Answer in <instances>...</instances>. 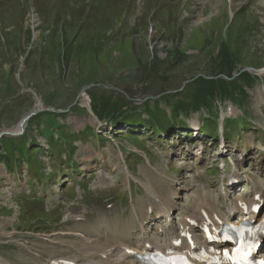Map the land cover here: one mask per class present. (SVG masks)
<instances>
[{"label": "rangeland", "instance_id": "374dc122", "mask_svg": "<svg viewBox=\"0 0 264 264\" xmlns=\"http://www.w3.org/2000/svg\"><path fill=\"white\" fill-rule=\"evenodd\" d=\"M224 50L233 65L223 63ZM258 69L264 70V0H0V155L20 158L0 157V226H6L0 264H45L49 250L38 258L42 248L25 242L59 251L57 242L83 234L71 215L112 197L133 212L140 208L136 200L158 196L162 184L171 203H186L181 181L194 162L215 169L231 156L264 171V72ZM206 99L223 117L232 103L231 118L246 112L252 124L246 129L239 118L242 126L235 125L220 150L210 136H188L204 113L189 105ZM177 103L190 116L185 131L165 136L146 133L141 124L109 126L131 109L144 119L155 104L170 112ZM13 129L17 135L7 134ZM46 138L55 153L68 145L76 152L53 156ZM27 145L32 166L20 155L27 157ZM138 146L145 149L134 158ZM128 159L132 169H124Z\"/></svg>", "mask_w": 264, "mask_h": 264}, {"label": "bare ground", "instance_id": "6f19581e", "mask_svg": "<svg viewBox=\"0 0 264 264\" xmlns=\"http://www.w3.org/2000/svg\"><path fill=\"white\" fill-rule=\"evenodd\" d=\"M233 109H228L229 111L228 113H232V114L235 113V110ZM23 125H22V128H24ZM17 130L18 131L20 130V126L18 127ZM16 132L17 131L16 130L14 131V129L11 131H8V133H16ZM199 206L200 207L203 206V203H200ZM153 207L157 209L156 205H153ZM161 211H162V206L160 207L159 205V212ZM209 214H210V217H212L211 213ZM189 216L190 214L183 215L180 220V224L185 225L186 218ZM196 217L200 219L199 216H196ZM0 227H6V226L4 225ZM97 230H98V234L95 235L93 239V242L95 243L94 251L88 253L87 257L92 258L93 256L96 255V252L98 250L99 251L101 250L102 253H105V258L104 259L98 258L97 261L93 264H140L139 262H136L135 260L136 252L142 253L143 251H148V250L152 251L156 248L162 247V246L157 245L153 241V238L150 235H147L145 237H141L139 239L129 242L127 248L130 249L132 253H126L124 244L128 241L127 237H121L117 241L113 240L112 238L113 235L110 236V239L107 238L105 235L108 234L111 230L110 225L107 223L102 225L101 227H97ZM195 239L196 241H201L202 237L199 234H195ZM4 264L6 263L4 262ZM49 264H56V263L54 261H51ZM78 264H83V263H78Z\"/></svg>", "mask_w": 264, "mask_h": 264}, {"label": "trees", "instance_id": "16d2710c", "mask_svg": "<svg viewBox=\"0 0 264 264\" xmlns=\"http://www.w3.org/2000/svg\"><path fill=\"white\" fill-rule=\"evenodd\" d=\"M229 55H230V53L227 50H224L223 53H220V58L221 59L223 58V63H226L228 66H231V65H233V63H231V61H230L231 57ZM226 64H221V65H223L226 68L227 67ZM222 83L217 85L216 92H218L222 88ZM210 96L214 100L215 97H221V96L225 97L226 95L217 96V95L211 94ZM197 103H201L202 105H199ZM198 106L205 107L209 110L212 107V102L208 101V99L198 100V101L191 102V104L189 105L190 108H194V107L196 108ZM184 111H185V109L184 110L182 109V105H179L177 103L175 105V107L171 108V110H170L171 114L169 115V113L166 112L165 108H161L157 104H155L154 107L148 108V110H147L149 120L142 119L140 113H130L129 115H127L125 117L116 119L114 121V126H116L117 124H120V125L124 124L128 129H130V126H135L137 124H141L142 126L151 128L153 131L156 129V130L168 133L171 129H173L177 126H178V128L186 127V123H185L184 119H182L181 116H179L180 114L184 113ZM184 115H186V114H184ZM152 116H155L157 118V120H155ZM212 120L213 121H212L211 126L215 127V120L214 119H212ZM154 127H155V129H154ZM207 127H210V125ZM67 140H68V144H70V138H67ZM68 146L71 147V145H68ZM25 149H23V150H25ZM28 149H29V146H28ZM52 155L53 156H59V153H55L54 148H53ZM0 157L2 158L3 156L0 155ZM26 159H27V162H29L31 164V166L35 164V162L31 161V159H30L29 151H28Z\"/></svg>", "mask_w": 264, "mask_h": 264}]
</instances>
